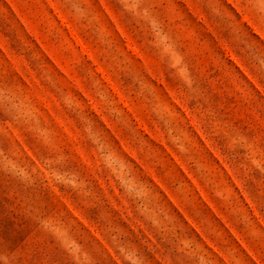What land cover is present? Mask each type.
<instances>
[{
	"label": "rangeland",
	"instance_id": "rangeland-1",
	"mask_svg": "<svg viewBox=\"0 0 264 264\" xmlns=\"http://www.w3.org/2000/svg\"><path fill=\"white\" fill-rule=\"evenodd\" d=\"M0 264H264V0H0Z\"/></svg>",
	"mask_w": 264,
	"mask_h": 264
}]
</instances>
